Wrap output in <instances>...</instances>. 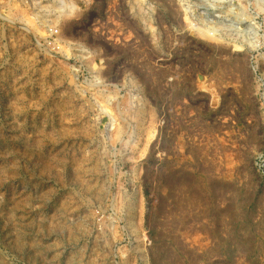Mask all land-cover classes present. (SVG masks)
<instances>
[{"label":"rangeland","instance_id":"obj_1","mask_svg":"<svg viewBox=\"0 0 264 264\" xmlns=\"http://www.w3.org/2000/svg\"><path fill=\"white\" fill-rule=\"evenodd\" d=\"M0 264H264V0H0Z\"/></svg>","mask_w":264,"mask_h":264}]
</instances>
